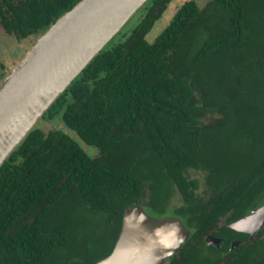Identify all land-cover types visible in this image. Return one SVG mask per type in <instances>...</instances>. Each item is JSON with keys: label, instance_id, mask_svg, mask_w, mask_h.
Here are the masks:
<instances>
[{"label": "trees", "instance_id": "16d2710c", "mask_svg": "<svg viewBox=\"0 0 264 264\" xmlns=\"http://www.w3.org/2000/svg\"><path fill=\"white\" fill-rule=\"evenodd\" d=\"M79 1L0 0V26L38 38ZM170 1L147 0L41 117L96 156L35 124L0 165V264H95L132 204L190 230L164 264H264V239L230 248L245 235L225 226L264 202V0H185L148 42Z\"/></svg>", "mask_w": 264, "mask_h": 264}, {"label": "water", "instance_id": "95a60500", "mask_svg": "<svg viewBox=\"0 0 264 264\" xmlns=\"http://www.w3.org/2000/svg\"><path fill=\"white\" fill-rule=\"evenodd\" d=\"M146 1L80 0L36 39L0 81V165ZM259 209H264V204ZM245 219L228 226L232 228ZM174 228L178 229L176 242L166 246L164 241L171 240L169 233ZM189 235L190 230L179 217L158 218L139 204H132L123 211L112 251L95 264H164L180 251ZM208 239V244L218 243L213 236Z\"/></svg>", "mask_w": 264, "mask_h": 264}, {"label": "rangeland", "instance_id": "374dc122", "mask_svg": "<svg viewBox=\"0 0 264 264\" xmlns=\"http://www.w3.org/2000/svg\"><path fill=\"white\" fill-rule=\"evenodd\" d=\"M185 0H171L167 5L166 9L163 11L162 15L157 19L152 28L146 34L145 38L148 42H153L156 36L160 34L163 28L169 23L177 8L184 2ZM199 4L200 8H203L209 0H196ZM143 14H134L131 18L125 23L122 29H126L132 27L134 25L137 17H141ZM121 29V30H122ZM37 37L24 39L18 41L14 36L9 35L4 32L2 27L0 26V81L2 78L7 75L11 69L20 61V59L24 56L26 51L34 44ZM210 116H206L204 118L205 122H208ZM36 126L42 128L47 131L49 129H56L68 134L74 140L78 142V144L90 155L96 156L98 151L96 148L91 147L85 144L74 131L69 129L62 119L60 115H56L53 119H41L36 123ZM190 177H197L200 180V191L205 187L204 174L202 172L196 170H190L188 172ZM182 204V199L179 193L174 189L172 191V196L170 199V205H180ZM167 215H171L168 213Z\"/></svg>", "mask_w": 264, "mask_h": 264}, {"label": "flooded vegetation", "instance_id": "af4514ba", "mask_svg": "<svg viewBox=\"0 0 264 264\" xmlns=\"http://www.w3.org/2000/svg\"><path fill=\"white\" fill-rule=\"evenodd\" d=\"M263 204H264V202L262 204L256 206V207L251 208L246 214H244L242 217L237 219V220H239V219L246 218L248 220L247 221V222H249L248 225L246 224L245 220L241 221L244 224V230H246V231H238V230L233 229L237 232L244 234L245 235L244 237H247L248 240H241L244 237H242L241 239L228 237L230 239V242H229L230 248H233L240 243L241 244L242 243H248V242L249 243H255L259 240L264 239V221H263L264 220V209H259ZM248 216H250V217H248ZM252 216L255 218H252ZM234 221H236V220H234ZM234 221H231V222H234ZM231 222L225 224V226L229 227L228 225ZM251 231H254L253 235H251V233H250ZM205 238L206 239H204V240L208 244V241L210 239H208V237H205ZM215 238L218 240V243L215 244L212 242L209 244L219 246V244L222 243V241L224 240L223 237H215Z\"/></svg>", "mask_w": 264, "mask_h": 264}, {"label": "clouds", "instance_id": "9594fccd", "mask_svg": "<svg viewBox=\"0 0 264 264\" xmlns=\"http://www.w3.org/2000/svg\"><path fill=\"white\" fill-rule=\"evenodd\" d=\"M233 229L238 230V231H243L244 230V224L242 222H237L235 224H233L231 226ZM178 231V229H173L170 233H169V237H171V240L169 239H165L164 243L166 246H171L172 243L176 242V232Z\"/></svg>", "mask_w": 264, "mask_h": 264}, {"label": "bare ground", "instance_id": "6f19581e", "mask_svg": "<svg viewBox=\"0 0 264 264\" xmlns=\"http://www.w3.org/2000/svg\"><path fill=\"white\" fill-rule=\"evenodd\" d=\"M262 211V210H261Z\"/></svg>", "mask_w": 264, "mask_h": 264}]
</instances>
